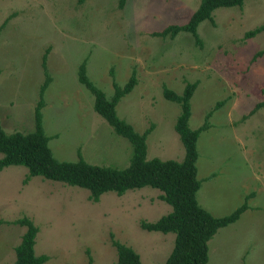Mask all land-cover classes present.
I'll return each instance as SVG.
<instances>
[{
	"label": "rangeland",
	"instance_id": "374dc122",
	"mask_svg": "<svg viewBox=\"0 0 264 264\" xmlns=\"http://www.w3.org/2000/svg\"><path fill=\"white\" fill-rule=\"evenodd\" d=\"M198 2L125 0L119 7L117 0H0V124L6 132L33 129L46 50L50 80L41 94V124L56 159L75 160L79 150L87 162L124 167L131 153L130 142L94 110L91 92L77 80L85 60L88 78L107 97L109 70L122 84L134 69L136 83L115 103L116 114L137 131L153 123L146 157L180 160L183 146L173 128L179 103L166 99L162 86L180 92L196 79L188 125L198 126L212 109L196 139V200L221 215L252 192L238 218L207 240L204 264H264V106L250 111L264 89V52L252 57L264 44V29L243 37L264 20V0L215 7L212 19L196 26L200 45L186 30L152 34L185 22ZM26 173L22 164L0 169V264L14 259L25 226L12 220L21 216L37 226L33 250L47 254L42 264H88L89 257L90 264H115L111 237L131 246L141 264H163L174 233L139 225L170 210L158 188L106 190L91 200L87 188L41 175L25 179Z\"/></svg>",
	"mask_w": 264,
	"mask_h": 264
},
{
	"label": "trees",
	"instance_id": "16d2710c",
	"mask_svg": "<svg viewBox=\"0 0 264 264\" xmlns=\"http://www.w3.org/2000/svg\"><path fill=\"white\" fill-rule=\"evenodd\" d=\"M242 1L199 0L185 22L167 24L160 30L153 31L152 34L173 36L179 30H186L192 34L194 42L200 45L201 40L196 32L198 22L204 18L211 20V11L217 6L240 5ZM124 2L125 0H117V5L121 7ZM262 29H264V20L251 29L245 30L243 37L252 36ZM263 52L264 44L254 51L252 57L261 55ZM45 53L46 50L41 56L45 78L39 86V97L34 105L33 129L27 132L19 130L6 132L0 124V169L8 164H22L27 170L25 179L31 175H41L52 180L78 185L88 189V198L91 200H97L106 190L121 194L127 188L143 185L156 187L160 190L158 197L170 205V210L152 221L140 219L139 225L147 230L174 233L171 249L164 258L163 264H204L207 260V240L218 227L238 218L248 206L247 198L252 192L246 193L239 204L221 215H213L196 200L195 193L200 185L195 165L196 139L199 132L208 127L207 118L212 111V109L206 111L198 126L188 125L189 98L197 80L185 81L180 92H175L166 85L162 86L163 96L179 103V112L175 117L173 128L178 133L183 146L182 158L175 160L156 156L146 157L145 137L153 127V123L142 131H137L129 122L116 114L114 107L120 96L128 92L136 83L134 69H131L122 84L115 81L112 71L109 70L113 91L107 97L104 91L88 78L85 60L80 61L76 70L77 80L91 92L94 110L104 118L114 132L124 136L130 142L131 153L124 167L87 162L81 157L79 150H77V159L59 160L53 156L47 143L49 136L44 133L41 124L40 107L43 104L41 94L50 80L45 69ZM221 102L217 100L213 108L218 107ZM261 106H264V89H262V97L253 104L250 111ZM12 222L24 225L25 229L14 245V259L8 264H42L47 259V254H37L33 250L37 226L26 216L17 217ZM110 242L115 248V264H141L138 253L131 246L112 237ZM90 263L89 257L88 264Z\"/></svg>",
	"mask_w": 264,
	"mask_h": 264
},
{
	"label": "crops",
	"instance_id": "0c3cea01",
	"mask_svg": "<svg viewBox=\"0 0 264 264\" xmlns=\"http://www.w3.org/2000/svg\"><path fill=\"white\" fill-rule=\"evenodd\" d=\"M203 207V206H202Z\"/></svg>",
	"mask_w": 264,
	"mask_h": 264
}]
</instances>
